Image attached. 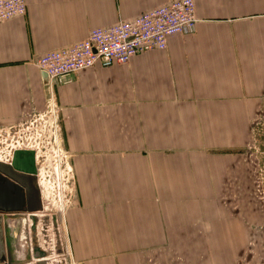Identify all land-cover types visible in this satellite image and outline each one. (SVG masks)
Segmentation results:
<instances>
[{"label":"crops","instance_id":"crops-1","mask_svg":"<svg viewBox=\"0 0 264 264\" xmlns=\"http://www.w3.org/2000/svg\"><path fill=\"white\" fill-rule=\"evenodd\" d=\"M174 0H27L0 22V127L59 110L78 264H235L264 104V0H195L193 33L48 84L43 54ZM232 245V246H231Z\"/></svg>","mask_w":264,"mask_h":264},{"label":"built area","instance_id":"built-area-1","mask_svg":"<svg viewBox=\"0 0 264 264\" xmlns=\"http://www.w3.org/2000/svg\"><path fill=\"white\" fill-rule=\"evenodd\" d=\"M27 7V0H0V22L26 15ZM197 23L195 0H174L132 20L95 28L84 40L43 54L36 65L47 74L48 84H69L80 71L126 65L139 53L166 50L171 37L193 33ZM61 147L59 110L52 96L44 113L20 125L0 127V161H6V154L13 160L16 152L38 156L50 149L67 168ZM68 175L72 179L71 171Z\"/></svg>","mask_w":264,"mask_h":264},{"label":"rangeland","instance_id":"rangeland-1","mask_svg":"<svg viewBox=\"0 0 264 264\" xmlns=\"http://www.w3.org/2000/svg\"><path fill=\"white\" fill-rule=\"evenodd\" d=\"M248 150L253 163V182L251 211L247 214L246 224L252 235L233 239L237 251L235 264H264V104L254 118L253 140ZM26 157L22 156L21 160ZM32 157L33 165L27 161L23 164L26 169H35V173L27 170H21V173L25 175L24 181L32 185L30 194L34 195L33 204L39 219L34 229L27 212H0V264L5 261L7 264H78L71 255L65 224V213L72 196L70 169L61 165L50 149ZM11 158L6 154L3 162L9 164ZM24 192L26 204H29L26 187ZM35 246L45 250L47 257L34 259Z\"/></svg>","mask_w":264,"mask_h":264},{"label":"water","instance_id":"water-1","mask_svg":"<svg viewBox=\"0 0 264 264\" xmlns=\"http://www.w3.org/2000/svg\"><path fill=\"white\" fill-rule=\"evenodd\" d=\"M45 76H47V74H45ZM32 155L33 152L31 151H20L15 153L11 163L7 164L0 161V212L7 214L27 212L35 229L34 224L37 225L39 217L36 216L37 208L34 207L33 204L34 195L30 194L32 185H28L24 181L25 175L21 173V170H27L29 173L33 174L35 173V169H26L23 164L27 161L33 165ZM22 156L28 157L24 158L22 161ZM24 186L27 188V191H29V204H26ZM45 257H47L46 251L39 246H35L33 249V258L37 260Z\"/></svg>","mask_w":264,"mask_h":264},{"label":"bare ground","instance_id":"bare-ground-1","mask_svg":"<svg viewBox=\"0 0 264 264\" xmlns=\"http://www.w3.org/2000/svg\"><path fill=\"white\" fill-rule=\"evenodd\" d=\"M65 211L62 212V214L64 215Z\"/></svg>","mask_w":264,"mask_h":264},{"label":"flooded vegetation","instance_id":"flooded-vegetation-1","mask_svg":"<svg viewBox=\"0 0 264 264\" xmlns=\"http://www.w3.org/2000/svg\"><path fill=\"white\" fill-rule=\"evenodd\" d=\"M4 264H7V262L5 261V263Z\"/></svg>","mask_w":264,"mask_h":264}]
</instances>
